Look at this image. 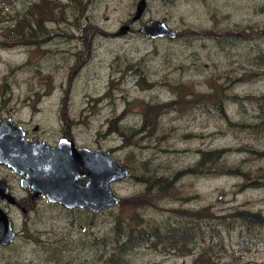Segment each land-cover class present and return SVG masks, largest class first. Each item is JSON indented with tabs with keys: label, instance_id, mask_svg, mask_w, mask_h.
<instances>
[{
	"label": "rangeland",
	"instance_id": "obj_1",
	"mask_svg": "<svg viewBox=\"0 0 264 264\" xmlns=\"http://www.w3.org/2000/svg\"><path fill=\"white\" fill-rule=\"evenodd\" d=\"M33 1L0 0V31ZM56 1L65 12L45 22L59 33L52 39L34 46L10 44L0 35V119L37 125L49 141L67 128L78 145L109 149L131 173L111 182L120 201L142 193L144 177L181 172L206 149L229 147L225 162L253 174L264 171V156L244 148L264 149V128L253 132L223 116L257 120L258 104L250 96L264 94L257 58L264 50V38L257 34L264 26V0H147L135 21L138 0ZM155 18L166 20L179 36L152 38L138 30ZM124 24L129 27L121 33ZM148 105L154 107L150 126L143 123ZM117 124L129 133L125 138L110 130ZM244 180L254 185L242 174L186 173L175 183L179 198L154 194L143 206L124 203L98 212L62 208L41 197L32 214L38 220L29 226L42 235L41 243L29 242L25 251L35 250L28 257L34 264L56 255L67 264H191L197 245L181 255L143 242L119 259L117 226L123 231L161 222L169 208L179 206H208L216 215L234 206L264 211V181L245 186ZM19 218L23 221L21 213ZM220 227L227 247L223 259L237 255L240 262L264 264V245L244 244L241 226ZM44 229L49 240H60L59 247L54 239L45 241Z\"/></svg>",
	"mask_w": 264,
	"mask_h": 264
},
{
	"label": "trees",
	"instance_id": "obj_2",
	"mask_svg": "<svg viewBox=\"0 0 264 264\" xmlns=\"http://www.w3.org/2000/svg\"><path fill=\"white\" fill-rule=\"evenodd\" d=\"M64 12L61 3L56 0L30 2L26 11L22 12L14 23L1 29L0 35L10 44L39 46L59 34L46 27L45 22L47 20H57V14L63 15ZM261 29L262 33L257 32V34L264 38V26ZM204 36L213 37V34L211 31H205ZM221 41L224 40L220 39L219 42ZM257 58L261 60L262 70H264V50L257 55ZM45 77L49 78V74H46ZM148 84L152 83L149 82ZM250 97L258 104L256 121H233L226 116L222 109L220 111L223 112V116L230 125L258 132L264 128V94ZM153 110L154 107L148 105L146 110L143 111V123L148 126L152 125ZM115 122L114 119H111L112 124H115ZM110 130H117L122 134V138L129 134L125 131V128L120 127L118 124ZM244 148L245 151L253 153L252 155L258 158L264 156V149L245 145ZM229 149V147H218L202 150L196 162L185 167L181 172L174 170L166 175H148L144 177L142 181L145 182V188L142 193L122 198L119 205L126 203L132 207L143 206L154 194L158 198L162 196L173 200L175 197L179 198L175 183L179 176L181 177L186 173L242 174L251 179L254 184L249 185L244 180L241 185L245 184V186H256L264 181V171L253 174L249 170L242 171L240 169L241 164L225 162L223 157ZM169 210L170 215L161 222L149 223L148 226H142V224L139 226L129 225L123 231H120V227L117 226L119 234L115 242L119 248V259L123 258L124 253L144 242L160 251L171 250L181 255L190 253L192 247L197 245L198 251L191 264H246V262H240L237 255H234L233 258L223 259L225 257L223 252L227 250V247L224 245L225 240L221 235L220 226L228 230L241 226L239 237L244 244L248 246L264 245V211L262 210L255 211L242 206H234L230 208V211L218 215L214 214L208 206H202L198 209L179 206L171 207ZM234 251L237 250L232 249V252ZM113 256L114 254L110 255L109 259H112ZM121 264L127 263L123 261Z\"/></svg>",
	"mask_w": 264,
	"mask_h": 264
},
{
	"label": "water",
	"instance_id": "obj_3",
	"mask_svg": "<svg viewBox=\"0 0 264 264\" xmlns=\"http://www.w3.org/2000/svg\"><path fill=\"white\" fill-rule=\"evenodd\" d=\"M146 5L147 0L137 1L132 21L142 15ZM128 27V24L122 25L119 32L124 33ZM138 30L152 38L175 37L177 33L162 18L142 23ZM14 125L10 117L0 120V161L25 174L24 178L37 194L44 193L49 200L70 208L87 207L92 212L119 204L120 198L113 191L111 182L129 176L130 171L109 149L76 147L73 139L65 137L50 146L38 137L34 152V146L27 148L23 140L4 138L8 127ZM15 128L17 131L20 126ZM80 174L87 178L85 183L78 182Z\"/></svg>",
	"mask_w": 264,
	"mask_h": 264
},
{
	"label": "flooded vegetation",
	"instance_id": "obj_4",
	"mask_svg": "<svg viewBox=\"0 0 264 264\" xmlns=\"http://www.w3.org/2000/svg\"><path fill=\"white\" fill-rule=\"evenodd\" d=\"M16 126H20L17 131L15 130ZM4 129L6 130V128ZM19 131H21V133H18ZM38 137H41L50 146L56 145L62 137L73 139L76 147L85 146L78 145L75 141L74 134H72V130L67 128L61 130L56 140L49 141L39 133L37 125L30 128L27 124L15 122L13 127H8V131H6V135L4 136V138H10L15 141L23 140L27 148L33 149L34 146V152ZM1 168L4 169L5 172L0 174V264H34L28 257L31 256L35 250L25 251L24 245L29 242L41 243L39 237L42 235L36 236L34 228L29 227L33 224L35 219L38 220L37 216L32 214H34L38 208L39 198L42 197L46 199L48 203L56 204L62 208L69 209L70 207L60 202L49 200L44 193L37 194L31 184H28L24 178L26 177L25 174H21L6 162L0 161V169ZM86 181L87 178L83 174H80L78 182L85 183ZM72 208H82L91 211L87 207L75 206ZM19 213L23 215V221L21 222ZM80 228L83 229V226L81 225ZM44 233L46 235L45 241L51 242L54 239L52 242L54 244L53 246L59 247L60 240L58 238L49 240L50 236L47 235L48 231L44 229ZM54 250L56 251L55 253H58L57 249ZM62 251L63 248L61 247L59 252L62 253ZM63 259L65 258L61 255L52 257L47 256L44 260L41 259V262L43 264H67V261Z\"/></svg>",
	"mask_w": 264,
	"mask_h": 264
},
{
	"label": "bare ground",
	"instance_id": "obj_5",
	"mask_svg": "<svg viewBox=\"0 0 264 264\" xmlns=\"http://www.w3.org/2000/svg\"><path fill=\"white\" fill-rule=\"evenodd\" d=\"M176 36H179V33H178V31H177V33H176ZM176 36H175V37H176ZM130 174H131V173H130Z\"/></svg>",
	"mask_w": 264,
	"mask_h": 264
}]
</instances>
